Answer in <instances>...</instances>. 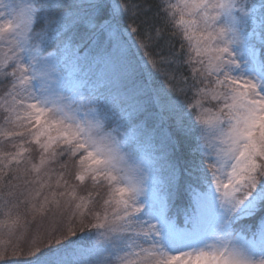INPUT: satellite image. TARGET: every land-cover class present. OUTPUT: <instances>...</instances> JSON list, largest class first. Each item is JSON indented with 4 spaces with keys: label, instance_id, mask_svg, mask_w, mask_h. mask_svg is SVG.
Here are the masks:
<instances>
[{
    "label": "snow or ice",
    "instance_id": "1",
    "mask_svg": "<svg viewBox=\"0 0 264 264\" xmlns=\"http://www.w3.org/2000/svg\"><path fill=\"white\" fill-rule=\"evenodd\" d=\"M0 264H264V0H0Z\"/></svg>",
    "mask_w": 264,
    "mask_h": 264
}]
</instances>
